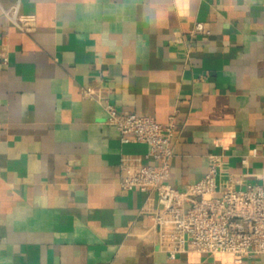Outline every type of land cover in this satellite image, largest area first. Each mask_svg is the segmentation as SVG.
<instances>
[{
  "label": "crops",
  "instance_id": "1",
  "mask_svg": "<svg viewBox=\"0 0 264 264\" xmlns=\"http://www.w3.org/2000/svg\"><path fill=\"white\" fill-rule=\"evenodd\" d=\"M89 85L159 122L177 110L173 185L213 152L219 190L264 183V0H0V264H264L160 249L157 193L120 185L121 157L154 163L150 146L122 142Z\"/></svg>",
  "mask_w": 264,
  "mask_h": 264
},
{
  "label": "built area",
  "instance_id": "2",
  "mask_svg": "<svg viewBox=\"0 0 264 264\" xmlns=\"http://www.w3.org/2000/svg\"><path fill=\"white\" fill-rule=\"evenodd\" d=\"M18 28L31 30L35 15L23 13L18 5L5 11ZM208 22L196 21L191 35H208ZM8 61L7 53H3ZM83 96L96 100L106 111V121L116 126L121 141L147 143V157H121L124 174L120 185L126 190L154 191L159 205L147 214L153 221L152 233L160 249L170 258L196 251L215 255L225 253L234 263H242L255 254H264V183L236 187L231 182L219 190L218 176L224 165V154L208 155L205 175L196 182L177 187L169 182L174 155L173 139L176 129L175 109L167 121L159 122L152 115L121 111L110 97V88L85 86ZM257 154V148L252 150ZM246 160V157L244 158Z\"/></svg>",
  "mask_w": 264,
  "mask_h": 264
}]
</instances>
